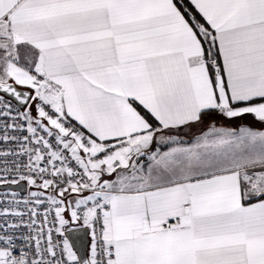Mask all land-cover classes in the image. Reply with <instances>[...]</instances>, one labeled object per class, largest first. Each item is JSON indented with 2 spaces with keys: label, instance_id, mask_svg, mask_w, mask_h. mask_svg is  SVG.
<instances>
[{
  "label": "snow or ice",
  "instance_id": "snow-or-ice-1",
  "mask_svg": "<svg viewBox=\"0 0 264 264\" xmlns=\"http://www.w3.org/2000/svg\"><path fill=\"white\" fill-rule=\"evenodd\" d=\"M0 264H264V0H0Z\"/></svg>",
  "mask_w": 264,
  "mask_h": 264
}]
</instances>
